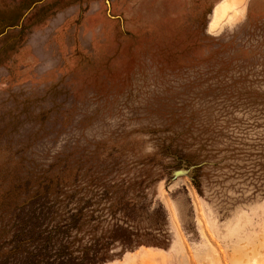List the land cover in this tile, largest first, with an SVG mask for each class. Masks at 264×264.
<instances>
[{
	"label": "rangeland",
	"instance_id": "1",
	"mask_svg": "<svg viewBox=\"0 0 264 264\" xmlns=\"http://www.w3.org/2000/svg\"><path fill=\"white\" fill-rule=\"evenodd\" d=\"M81 1L0 37V264L80 211L84 244L143 243L107 264H264V0L214 31L225 0Z\"/></svg>",
	"mask_w": 264,
	"mask_h": 264
},
{
	"label": "trees",
	"instance_id": "2",
	"mask_svg": "<svg viewBox=\"0 0 264 264\" xmlns=\"http://www.w3.org/2000/svg\"><path fill=\"white\" fill-rule=\"evenodd\" d=\"M36 204L35 202L31 207ZM29 219L33 225L36 224L33 226L35 233L40 218L30 216ZM65 222L63 226L58 224L52 227L47 243L44 244L38 243V240H34L32 244L23 243L26 241L23 238L26 230L23 227L18 229L17 237L24 241L20 240L14 251L8 252L11 258H6L2 264H107L143 245L136 233L119 224L113 225L112 230L100 239H92L84 244L77 237L73 238V232L79 234L84 231L86 221L83 220V212L67 218ZM116 248H120L117 254L112 252Z\"/></svg>",
	"mask_w": 264,
	"mask_h": 264
},
{
	"label": "crops",
	"instance_id": "3",
	"mask_svg": "<svg viewBox=\"0 0 264 264\" xmlns=\"http://www.w3.org/2000/svg\"><path fill=\"white\" fill-rule=\"evenodd\" d=\"M90 4L94 6L93 9H97L96 6L100 7L101 3L95 0ZM83 5L84 9H80ZM85 7L86 1L84 3L81 0H10L4 8L0 7V11H3V15L11 16V21L17 25L4 29L0 37H5L8 33H25L28 30L30 33H52L65 22L88 21L90 15L86 17ZM54 23L62 25L54 28Z\"/></svg>",
	"mask_w": 264,
	"mask_h": 264
},
{
	"label": "bare ground",
	"instance_id": "4",
	"mask_svg": "<svg viewBox=\"0 0 264 264\" xmlns=\"http://www.w3.org/2000/svg\"><path fill=\"white\" fill-rule=\"evenodd\" d=\"M244 0H225L216 9L214 20L211 23V30H216L218 27L222 25V23L225 20H228L227 18L230 15L236 14L238 6L243 2ZM241 8V7H240ZM239 10V9H238ZM234 17V16H232Z\"/></svg>",
	"mask_w": 264,
	"mask_h": 264
},
{
	"label": "water",
	"instance_id": "5",
	"mask_svg": "<svg viewBox=\"0 0 264 264\" xmlns=\"http://www.w3.org/2000/svg\"><path fill=\"white\" fill-rule=\"evenodd\" d=\"M183 166H184L183 168L173 173L172 179H177L180 177H187L189 179L194 180L195 170L197 169V166L189 165L187 163H184Z\"/></svg>",
	"mask_w": 264,
	"mask_h": 264
}]
</instances>
